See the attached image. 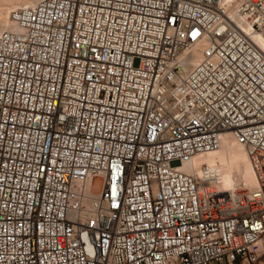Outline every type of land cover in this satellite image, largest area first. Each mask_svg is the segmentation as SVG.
<instances>
[{"label": "built area", "instance_id": "obj_1", "mask_svg": "<svg viewBox=\"0 0 264 264\" xmlns=\"http://www.w3.org/2000/svg\"><path fill=\"white\" fill-rule=\"evenodd\" d=\"M9 19L0 264H264V0H34ZM227 132L251 188L181 168Z\"/></svg>", "mask_w": 264, "mask_h": 264}, {"label": "bare ground", "instance_id": "obj_2", "mask_svg": "<svg viewBox=\"0 0 264 264\" xmlns=\"http://www.w3.org/2000/svg\"><path fill=\"white\" fill-rule=\"evenodd\" d=\"M34 0H0V30L12 28L9 19V11L23 4H30ZM199 57L195 50L185 59L187 64L195 62ZM181 168L195 175H207L220 190H231L236 187V182L241 181L246 188L256 184L251 164L248 160L243 146L237 142L230 133L221 135L219 145L208 151L194 154L188 161L182 163ZM242 178V179H241ZM94 186L85 188V195H92ZM232 198L235 193L232 192ZM84 200V191H77V195H71V209H75L76 217H85L87 203ZM94 203L98 205L110 204V193L108 191H97L94 195ZM105 214H114V207H105ZM102 210H88L87 218L83 219V227L98 228L99 218ZM96 235H88L87 243H95ZM264 236L261 238V244Z\"/></svg>", "mask_w": 264, "mask_h": 264}, {"label": "rangeland", "instance_id": "obj_3", "mask_svg": "<svg viewBox=\"0 0 264 264\" xmlns=\"http://www.w3.org/2000/svg\"><path fill=\"white\" fill-rule=\"evenodd\" d=\"M241 179H242V178H241ZM236 183H237V184H236V187H243V188H246V186H245V184H244L243 182L237 180ZM263 244H264V242H263ZM208 264H215V263H213V262H209ZM216 264H226V263H225V262H218V263H216Z\"/></svg>", "mask_w": 264, "mask_h": 264}, {"label": "crops", "instance_id": "obj_4", "mask_svg": "<svg viewBox=\"0 0 264 264\" xmlns=\"http://www.w3.org/2000/svg\"><path fill=\"white\" fill-rule=\"evenodd\" d=\"M263 247H264V244H263Z\"/></svg>", "mask_w": 264, "mask_h": 264}]
</instances>
